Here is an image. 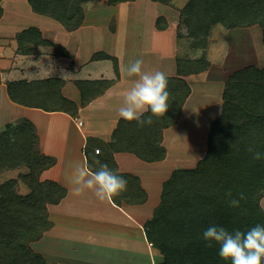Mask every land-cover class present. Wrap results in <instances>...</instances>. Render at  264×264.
Returning <instances> with one entry per match:
<instances>
[{
  "label": "trees",
  "instance_id": "obj_1",
  "mask_svg": "<svg viewBox=\"0 0 264 264\" xmlns=\"http://www.w3.org/2000/svg\"><path fill=\"white\" fill-rule=\"evenodd\" d=\"M100 1L103 0H28L34 12L51 17L71 31L84 21L86 9L81 4ZM131 1L134 0H107L109 5ZM152 1L170 3L169 0ZM180 12L179 35L190 39L195 49H206L211 30L217 25L227 29L260 25L264 41V0H188ZM2 13L0 7V17ZM183 29L186 35L182 34ZM17 40L20 54L30 53L29 44L65 50L44 39L36 28L20 32ZM208 67L205 58L181 60L179 74L202 73ZM109 85L107 81L77 83L83 103L100 95ZM184 86L177 85L174 79L168 80V111L153 116L151 125L140 127L135 121L121 120L113 133L112 151L134 153L146 162L164 160L162 132L178 121L181 110L177 103L184 102L190 93V88ZM61 87L58 79L18 81L8 84V92L12 101L26 107L75 113L77 105L62 95ZM223 98L222 113L209 131L206 156L195 168L177 169L173 173L164 184L160 206L145 224L148 241L163 255L164 261L160 264H230L218 255V245L206 246L203 231L212 224L230 232L264 225L261 206L264 159L253 160L247 150L254 146L264 153V67L250 65L232 74ZM37 142L36 128L28 120L8 125L0 132V173L26 166L29 173L20 175L19 180L30 189L29 194L20 195L18 179L0 183V264H50L30 247L50 229L48 205L59 203L65 191L54 181H40L41 173L54 164V159L41 155ZM97 158L117 170L113 156ZM119 175L128 183L121 197L114 196L116 201L145 203L147 194L140 179ZM227 191L245 194L240 208H231L226 203Z\"/></svg>",
  "mask_w": 264,
  "mask_h": 264
},
{
  "label": "crops",
  "instance_id": "obj_2",
  "mask_svg": "<svg viewBox=\"0 0 264 264\" xmlns=\"http://www.w3.org/2000/svg\"><path fill=\"white\" fill-rule=\"evenodd\" d=\"M135 2L136 0L117 5L97 6L86 13L82 25L73 31L48 16H44L47 20L37 18L36 25L30 24L26 20L25 10L20 12L18 5L23 4L28 8L27 13L34 21L35 15L40 14L33 11L28 0L0 2L3 10L0 17V132L8 125H17L24 120L32 122L36 128L39 153L54 159V164L41 173L40 181H54L65 191L59 203L48 205L50 229L40 240L32 242L30 247L43 255L50 264L162 263L163 255L147 239L145 224L160 206L164 184L173 173L177 169L195 168L206 156L211 125L222 113L226 82L232 74L248 66L240 67L241 63L234 59L219 64L213 61V57H209L208 50L202 48L198 56L178 57L175 50L179 41H183L179 35L181 9L177 10L169 4L155 2L165 5L167 11L164 15L150 20L152 22L149 25L151 26L149 32L145 22L133 23V33H136L138 40H149L148 53L152 55L143 61L144 70L162 71L168 80L174 79L181 87L188 86L190 93L182 105L178 121L162 132L161 145L166 150L164 160L146 162L134 153L113 152L111 149L113 133L121 120H124L118 115V108L123 99L122 93L135 79L129 78L124 72L125 59L121 51L117 50L120 48L121 34L125 32L121 20L126 14L123 15L125 11L122 9ZM102 9L109 15L101 20L96 12H102ZM171 19L175 22L174 26ZM31 28L38 29L44 39L65 50L57 51L54 47H37L29 44L30 53H18V34ZM107 29L113 36L111 40L114 43L110 44L114 50L105 49L103 44L97 46L98 50H92L93 48L71 50L70 40L60 43L57 42L59 37L57 41L52 39L55 33L61 38L65 35L91 31L93 35L96 34L93 38L96 46V39L101 41L104 38L101 31ZM189 41L191 47L192 41L190 39ZM188 47L185 49H190ZM167 56H172L175 60L169 71L164 68ZM201 58L209 62L207 70L189 75L179 74V61ZM47 79H58L62 82L61 93L77 105L78 110L75 113L63 110L48 112L26 107L11 100L8 92L9 83ZM106 81L110 83L106 90L83 103L78 82ZM214 83L217 84L215 92L211 88ZM197 117L202 122V129H205L201 147L190 145L189 149H184L186 146H182L181 140H184V137L181 135L185 134L181 131L187 124L193 126ZM80 121L83 125L79 124ZM97 149L100 150L99 156H113L119 174L140 179L141 187L147 194L145 203L133 205L126 201L117 202L115 197L102 202L91 190H86L80 196L74 194L75 186L70 183L68 177L74 178L77 164L89 161L96 155ZM5 173L8 179L0 183L12 179L19 180V176L28 174L29 169L22 166L15 170H5L0 176ZM20 185L26 188L23 195L30 193V189L21 180L18 182L17 191ZM121 196L120 193L118 198Z\"/></svg>",
  "mask_w": 264,
  "mask_h": 264
},
{
  "label": "clouds",
  "instance_id": "obj_3",
  "mask_svg": "<svg viewBox=\"0 0 264 264\" xmlns=\"http://www.w3.org/2000/svg\"><path fill=\"white\" fill-rule=\"evenodd\" d=\"M81 7L90 9L91 4H81ZM124 72L129 78L135 79L122 93L119 117L129 122L135 121L140 127L151 125L153 116L168 111L170 93L166 74L159 70L145 71L144 62L139 58L129 61ZM247 150L253 160L264 159V153L257 151L254 146H249ZM97 156L99 151L89 161L78 163L74 178L69 176L68 179L75 186V195L80 196L86 190H91L103 202L126 191L128 182ZM224 197L231 208H240L241 201L246 199L243 192L234 195L232 191H227ZM202 238L208 248L218 245V255L230 264H264V225L257 224L246 231L236 229L230 232L212 224L203 231Z\"/></svg>",
  "mask_w": 264,
  "mask_h": 264
},
{
  "label": "rangeland",
  "instance_id": "obj_4",
  "mask_svg": "<svg viewBox=\"0 0 264 264\" xmlns=\"http://www.w3.org/2000/svg\"><path fill=\"white\" fill-rule=\"evenodd\" d=\"M26 1V0H25ZM169 5L173 8L180 10L188 0H169ZM87 4H91L90 9H86V13L90 11L91 9L96 8L97 6L101 7L103 4H108L107 0H103L100 2H90ZM18 9L21 12L22 10H25L26 12V20L30 22V24L36 25L37 18H41V20H47V17L41 16V15H35L36 19L35 21L32 19V17H29L28 14V8L23 6V4L18 5ZM122 11H125L123 15L126 14V16H122L121 22H123V28H124V34H121L120 40V48L117 50L121 51L122 57L125 59V67L128 65L129 61H132L133 59H142L145 61V58L151 57L152 53L149 52V40H138L136 33H133V23H144L147 24L148 32L151 30V26L149 27L151 19H155L160 15H164L167 11V7L162 4L155 3L152 0H136V2L133 5H129L126 9H122ZM127 11V12H126ZM28 12V13H27ZM111 13V11H110ZM96 15L100 17L102 20L105 19L109 13L97 11ZM128 15V16H127ZM17 16V15H16ZM40 16V17H38ZM44 17V18H43ZM100 20V21H101ZM24 21V20H22ZM39 21V20H38ZM53 21V20H52ZM173 23L174 26V20H170ZM54 22V21H53ZM57 22V21H56ZM56 24V23H55ZM18 25V24H17ZM141 26L142 24H138ZM59 26V25H57ZM62 26V25H60ZM59 26V27H60ZM66 32V31H65ZM100 32V31H99ZM104 38L96 39L97 45L95 46V40L93 39L96 34H92L91 31H87L86 33H76L75 35L70 36H57L58 34L53 36V40L57 41V38L59 37L57 42H65L69 41L71 50H98V45L101 46L102 44L105 45V49L107 50H114L111 44L114 42L111 40L113 36L111 35L110 31L102 30L101 31ZM66 34V33H64ZM83 34V35H80ZM182 34L186 35L185 29L182 30ZM83 38L81 39V37ZM151 38V35L148 36ZM86 38L85 40H83ZM183 41H179L178 47L175 50L177 52V56L182 58L184 56H198L200 53V50H194L195 48L189 46V39L182 37ZM111 43V44H110ZM188 47L190 49H185V47ZM95 47H97L95 49ZM193 48V49H192ZM206 50H208L209 57H213V61H217V63H223L230 60H237V62L241 63L240 67L244 66H258L257 68H263L264 67V41H263V29L260 25H253L250 27H244L240 29H234L229 30L222 25H217L213 27L211 30L210 36L208 38V46L206 47ZM175 52V53H176ZM174 53V54H175ZM173 54V55H174ZM164 58V57H163ZM179 58V59H180ZM168 59V60H167ZM166 64L164 65V68L169 71L170 67L173 63H175V60H173L172 56H167ZM258 63V65H257ZM147 65V63H146ZM217 84L214 83L211 85L212 90L215 92ZM185 88V87H183ZM184 102L180 101L177 103V108L180 110L182 109V105ZM197 117L193 123V126L186 125L183 128V131L185 135H181L184 137V140L182 139V146H186L184 149H189L190 145H198V147H201L204 131L205 129H202V122ZM184 126V125H183ZM207 131V130H206ZM192 134V135H191ZM207 137V135H206ZM206 137L204 139H206ZM207 140V139H206ZM180 141V142H181ZM180 167V166H178ZM9 173V172H8ZM7 173L0 176V181H4L5 179H8L6 176ZM26 188L22 185L18 188V193L20 195L25 194ZM264 205V196L261 199V206Z\"/></svg>",
  "mask_w": 264,
  "mask_h": 264
},
{
  "label": "built area",
  "instance_id": "obj_5",
  "mask_svg": "<svg viewBox=\"0 0 264 264\" xmlns=\"http://www.w3.org/2000/svg\"><path fill=\"white\" fill-rule=\"evenodd\" d=\"M79 124H80V125H83V122H82V121H80V122H79ZM96 151H99V152H100V150H99V149H97Z\"/></svg>",
  "mask_w": 264,
  "mask_h": 264
}]
</instances>
